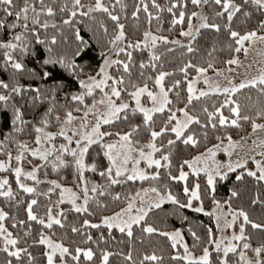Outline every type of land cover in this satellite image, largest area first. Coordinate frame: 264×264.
<instances>
[{
    "label": "snow or ice",
    "instance_id": "6c2138e0",
    "mask_svg": "<svg viewBox=\"0 0 264 264\" xmlns=\"http://www.w3.org/2000/svg\"><path fill=\"white\" fill-rule=\"evenodd\" d=\"M0 264H264V0H0Z\"/></svg>",
    "mask_w": 264,
    "mask_h": 264
},
{
    "label": "trees",
    "instance_id": "16d2710c",
    "mask_svg": "<svg viewBox=\"0 0 264 264\" xmlns=\"http://www.w3.org/2000/svg\"><path fill=\"white\" fill-rule=\"evenodd\" d=\"M86 38H87V35H86ZM84 59L86 61L89 59H93V62H95L96 59H99L98 50L97 51L89 50L88 54L84 57ZM244 95H252L253 98H255L254 92L245 93ZM200 150H202V149H200ZM181 152L185 156V158H188L189 155L195 154V150H193V149L183 150L181 148ZM233 180H234V177L232 178V180L225 182L224 186L219 189V195L220 196L223 197V196L227 195L228 188L233 186V184H232ZM236 187L241 190V194H242L241 200L245 204H247L248 197L255 191L252 181L247 180L245 183L236 184ZM177 190H179L178 187H177ZM206 207H207V205H206ZM175 211H177V210L174 209V207L171 204H165L162 206L161 210L155 211V213L151 216L150 222L157 223L161 226L167 225L169 228L179 227L180 226V220L177 218L176 215L173 214ZM184 214L188 215L193 221L204 220L205 223L208 222L207 217L203 216V214L193 213L191 210H184ZM254 215L259 217V215H260L259 209L254 210ZM70 219H71V217H70ZM152 239H153L154 243L158 242L160 245L166 244V242L163 241V239L160 237H153ZM189 243H191L190 238H189ZM113 247H119V246L114 244Z\"/></svg>",
    "mask_w": 264,
    "mask_h": 264
},
{
    "label": "rangeland",
    "instance_id": "374dc122",
    "mask_svg": "<svg viewBox=\"0 0 264 264\" xmlns=\"http://www.w3.org/2000/svg\"><path fill=\"white\" fill-rule=\"evenodd\" d=\"M219 158H220V159H223V156H220Z\"/></svg>",
    "mask_w": 264,
    "mask_h": 264
}]
</instances>
